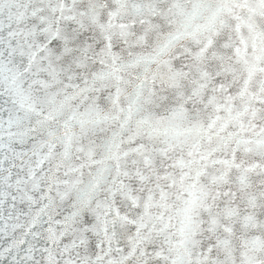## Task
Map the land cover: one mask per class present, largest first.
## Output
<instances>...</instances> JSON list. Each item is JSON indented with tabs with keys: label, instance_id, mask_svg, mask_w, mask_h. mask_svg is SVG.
Instances as JSON below:
<instances>
[{
	"label": "snow or ice",
	"instance_id": "obj_1",
	"mask_svg": "<svg viewBox=\"0 0 264 264\" xmlns=\"http://www.w3.org/2000/svg\"><path fill=\"white\" fill-rule=\"evenodd\" d=\"M0 264H264V0H0Z\"/></svg>",
	"mask_w": 264,
	"mask_h": 264
}]
</instances>
